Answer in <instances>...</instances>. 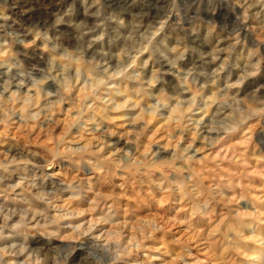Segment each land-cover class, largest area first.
Listing matches in <instances>:
<instances>
[{
	"label": "clouds",
	"instance_id": "obj_1",
	"mask_svg": "<svg viewBox=\"0 0 264 264\" xmlns=\"http://www.w3.org/2000/svg\"><path fill=\"white\" fill-rule=\"evenodd\" d=\"M37 3L39 15L25 24L8 15L19 0H0V264H69L77 250L83 264H129L118 197L92 199L101 181L119 178L124 188L137 180L172 194L189 205L187 218L172 217L189 232L192 220L213 214L212 205L231 203L225 190L241 185L222 176L205 187L201 168L209 161L202 153L264 119V83L245 88L264 72V0H82V18L77 0ZM141 29L140 47L113 53ZM166 29L171 37L153 38ZM29 36L41 41L40 54L29 53ZM142 53L148 59L135 63ZM66 104L68 117L58 121ZM154 122L166 142L153 139L145 148ZM58 123L64 131L53 136ZM37 130L50 139L36 149L31 140L21 143ZM65 168L72 174L59 177L56 170ZM247 199L241 192L236 202ZM247 228L224 252L242 257L241 264H264V235ZM148 229L138 227L132 245L159 251L145 242L165 226L153 219ZM153 259L166 264L148 256L149 264ZM175 260L188 264L184 255Z\"/></svg>",
	"mask_w": 264,
	"mask_h": 264
},
{
	"label": "rangeland",
	"instance_id": "obj_2",
	"mask_svg": "<svg viewBox=\"0 0 264 264\" xmlns=\"http://www.w3.org/2000/svg\"><path fill=\"white\" fill-rule=\"evenodd\" d=\"M76 7L77 17L82 18L84 14L82 0H77ZM30 8H35L36 11H28ZM40 10L41 7L37 3V0H19L18 6L10 10L8 15L13 20L19 19L28 24L39 15ZM25 12L27 14H24ZM217 19H220V17L217 16ZM9 23H12V21L10 20ZM145 23H147V20ZM169 23L171 24L172 21H169ZM165 35L171 37V30L166 29L165 32L160 34L156 32L152 33L153 38L157 40ZM27 39L29 42V53L35 52L36 54H40L42 52L41 41L36 40V43L32 44L31 41L35 38L29 36ZM144 39L145 34L143 29H141L139 37L133 33H129L125 39V43L120 48L113 47L112 51L119 56L125 46L132 47L133 49L138 48ZM107 47L108 43L106 41L105 48L107 49ZM18 49L19 46L17 45L13 51H17ZM261 51H264V49ZM21 59H24V57H21ZM147 59L148 54L142 53L134 62L139 63V61ZM117 62L116 60L110 61L113 66ZM258 83H264V72L259 77L249 80L245 88L251 90ZM69 108L70 105H64V111L55 114L56 119L58 121L66 120ZM212 109L215 110L212 112ZM212 109L209 115L216 112L215 104ZM225 114L221 113V118ZM91 115V112L87 113L85 119ZM117 123L123 124V121L117 120ZM64 127L63 123H58L54 128L53 136L61 135ZM121 131H123V128H121ZM75 134L76 129H72L73 137ZM11 135H17V133L12 132ZM166 135L159 122L152 123L147 137L143 140L144 147L147 148L148 145L152 144L153 139L158 140L162 144L165 143ZM86 138L90 139V137ZM48 139L50 137L44 136L37 130L31 137H22L21 143L24 144L28 140H31L32 143L29 147L36 149L38 144H44ZM123 144L124 141H121L120 146H123ZM257 144H259V147H257ZM196 146L201 147L202 142L197 140ZM3 148L6 150L7 145H4ZM202 155L209 161L208 170L205 171L201 168V172L204 175L203 183L205 187L221 183L220 177L222 176L232 177L233 184H239L241 187L235 188L230 193L228 190H225V194L233 198L232 202L227 204L217 202L212 205L213 214L210 217H196L191 221V232L188 231L187 224H177L172 221V217H175L176 220L187 218L190 211L187 203L177 201L172 194L165 196L164 193L157 191L154 186H150L148 183H141L137 180L126 183L125 187L121 188L119 185L124 183V181H121L119 178L114 179L111 183L101 181L95 187V191L92 194L93 200L96 198V194H102L105 197H118L120 219L124 224L123 231L127 233L129 246L132 248L129 264H149L148 256L162 257L166 264H180L178 260H175L178 255H184L188 264H219L217 257H223L225 264H233V262L234 264H241L242 257L237 256L235 253L224 252L230 239L238 231H243L245 235H248L249 229L247 225L249 224L257 229L258 234L264 235V224L260 223L261 220H264V119L249 121L242 133L230 139L221 140L212 152L204 149ZM216 164H219V167H215ZM56 171L59 177H67L72 174L67 168L62 171L57 169ZM156 175H159V173ZM92 181L96 185V179L92 178ZM241 192H245L248 199L237 203L236 198H238ZM153 219L156 220L157 224L164 225L166 230L153 233V239L145 243L149 249L156 248L159 251L146 252L142 249H136L132 245V241L139 240L140 238L137 228L143 227L145 234H147L149 230L148 225ZM217 228V233L211 235L213 229ZM196 233L199 234L197 235ZM225 233L227 238L222 235ZM240 243L243 244L244 241ZM82 255L83 252L77 250L71 256L69 264H83V261H81ZM150 264H161V260L153 259Z\"/></svg>",
	"mask_w": 264,
	"mask_h": 264
},
{
	"label": "bare ground",
	"instance_id": "obj_3",
	"mask_svg": "<svg viewBox=\"0 0 264 264\" xmlns=\"http://www.w3.org/2000/svg\"><path fill=\"white\" fill-rule=\"evenodd\" d=\"M29 17V16H28ZM213 110H215V109H212V112H213Z\"/></svg>",
	"mask_w": 264,
	"mask_h": 264
}]
</instances>
